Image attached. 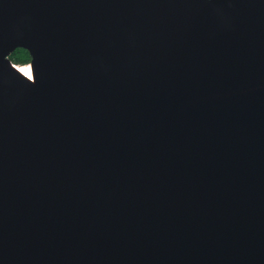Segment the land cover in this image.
<instances>
[{
  "label": "water",
  "instance_id": "1",
  "mask_svg": "<svg viewBox=\"0 0 264 264\" xmlns=\"http://www.w3.org/2000/svg\"><path fill=\"white\" fill-rule=\"evenodd\" d=\"M0 264H264V0H0Z\"/></svg>",
  "mask_w": 264,
  "mask_h": 264
},
{
  "label": "trees",
  "instance_id": "2",
  "mask_svg": "<svg viewBox=\"0 0 264 264\" xmlns=\"http://www.w3.org/2000/svg\"><path fill=\"white\" fill-rule=\"evenodd\" d=\"M10 59L13 61V63H15L16 65H20V66L30 64L31 62V56L29 52L22 48L16 49L11 54Z\"/></svg>",
  "mask_w": 264,
  "mask_h": 264
},
{
  "label": "bare ground",
  "instance_id": "3",
  "mask_svg": "<svg viewBox=\"0 0 264 264\" xmlns=\"http://www.w3.org/2000/svg\"><path fill=\"white\" fill-rule=\"evenodd\" d=\"M16 69L23 75L25 76L27 79L33 81L34 77H33V72L30 66L28 67H16Z\"/></svg>",
  "mask_w": 264,
  "mask_h": 264
}]
</instances>
